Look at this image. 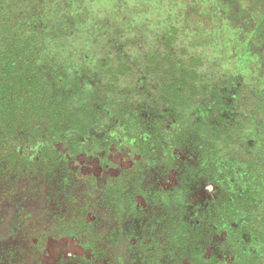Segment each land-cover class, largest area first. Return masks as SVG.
Here are the masks:
<instances>
[{
  "label": "rangeland",
  "instance_id": "1",
  "mask_svg": "<svg viewBox=\"0 0 264 264\" xmlns=\"http://www.w3.org/2000/svg\"><path fill=\"white\" fill-rule=\"evenodd\" d=\"M37 5L46 20L31 30L37 37L34 57L0 61V72H11L0 81V115L15 113L13 122L0 121V130L8 131L0 136V217L6 216L0 236L20 220L18 209H38V220L54 233L48 261L61 253L85 264L94 258L95 264H237L244 254L264 261V221L243 228L246 208L254 217L264 216V0H38ZM32 25L22 28L30 31ZM169 53L171 60L162 57ZM181 66L194 70L185 80L198 84L185 89L186 95L213 96L217 89L221 106L207 104L217 105L222 135H230L231 146L224 147L228 140L221 144L224 152H236L230 185L238 195L251 193L236 216L217 223L203 215L214 199L203 177H192L183 183L184 192H174L176 185L182 188L181 165L162 172L152 165L146 184L135 179L131 192L119 185L120 171L135 152L117 135L110 138L114 107L130 95H167L169 84L182 77ZM32 83L39 87L32 89ZM6 87L12 88L9 95ZM38 95L61 99V111L66 95L68 111L82 115L56 126L45 114L47 102L31 106ZM201 106L198 101L189 106L190 124ZM17 128V134L11 131ZM31 129L41 130L29 134ZM73 142L83 145L70 147ZM248 174L255 180L246 186ZM201 219L210 223L199 225Z\"/></svg>",
  "mask_w": 264,
  "mask_h": 264
},
{
  "label": "trees",
  "instance_id": "2",
  "mask_svg": "<svg viewBox=\"0 0 264 264\" xmlns=\"http://www.w3.org/2000/svg\"><path fill=\"white\" fill-rule=\"evenodd\" d=\"M22 1H25L22 3ZM20 0H10V3L7 2V0H0V61H5V63H9L10 61H17L20 60L23 57L26 58H32L34 57V54L36 52V48L34 43L37 41V37L34 35V33L31 31L33 29V26L37 22H42L46 20V18L38 13L41 12V7L38 6V0H21V3H19ZM12 4V5H11ZM20 4V5H19ZM12 6L11 9L8 8V6ZM14 5V6H13ZM35 5V6H34ZM26 13V15H18L19 12ZM32 23V27L30 28V31L23 30L22 27L27 26L29 23ZM38 26V25H37ZM36 26V27H37ZM25 28V27H24ZM169 38V37H168ZM168 38L166 39V42H169ZM165 59L171 60V53L166 54L162 56ZM171 64V62H170ZM168 66L166 70H168ZM174 68L175 66L171 68ZM181 68L180 79L177 81L176 84L171 85L169 84L170 88L168 90V94L165 96H156L152 95L150 97H143V96H136V95H130L126 98H121L120 102L117 103L120 105L119 107V113L117 116L125 121L126 125H134V132L138 131L140 128L143 129V131H146L151 136V141L153 142L154 148L158 149L160 145L163 144V140L167 143L172 142H180L178 140H184L187 136V133L189 135V130L185 129L187 126V123L184 125L179 124V128L176 127V121H173L170 123L169 127H164L163 125V118L164 116L159 113L160 112V105L165 106L166 110L165 113H170L173 117L171 120H185L189 119L190 117V111L188 110L189 106L193 103H196L197 101L200 103L202 100L206 99V103L208 100H213L215 103L218 102V105L221 106L222 101L220 95H218L217 89L213 92L212 95L207 96H197L193 97L191 95H186L184 92L185 89H190L192 87L196 88L197 85H193L190 82H187L185 80V76H188L190 74H194L193 69H188V67H179ZM187 68V69H186ZM170 71V72H171ZM11 72L10 70L3 74L0 72V81L3 79V76H10ZM116 75V74H115ZM196 84V82H195ZM200 84V83H199ZM207 84V83H206ZM32 89L36 88L38 85L36 83H32ZM40 85V82H39ZM41 86V85H40ZM202 86H205L204 84ZM39 87V86H38ZM162 88V87H161ZM5 94L9 95L10 90H12L11 87L4 88ZM37 98H32L31 106H40L44 102H47L48 110L45 112V114L49 117V121L52 122V124L56 126L63 127V125H67L69 123V117L73 115V117H78L76 113H71L68 111V104L69 101L66 100V95L62 97L63 102L61 103L64 108L58 107L57 101L61 99H54L51 98L50 95H47L46 97L42 96H36ZM161 104H160V103ZM214 103V104H215ZM208 105V104H207ZM217 105L214 106L210 111H207V116H211L213 120H217L220 117V111L218 108H215ZM31 109V108H30ZM203 109L199 112V114H202ZM219 112V113H218ZM195 113V112H193ZM192 113V114H193ZM174 114V115H173ZM15 113L13 111H10V113H5L4 115H0V121H6V123H11L14 121ZM35 121V118H33ZM200 121V118L198 119ZM137 121V123H135ZM83 122V121H81ZM182 123V122H180ZM198 122H195L193 126H196L194 128H191V137L192 138H200V137H206V134L201 135V132H199L200 128L197 127ZM216 128L210 127L207 130V139H209L207 146L203 147L202 154L205 159L209 161V164L212 163L213 168H218L222 166V171L224 173V180L229 177L228 172L230 168L235 166V160L234 155H236V152H231L230 154H227L224 152V149L220 148V145L223 144L226 140H228L227 144L224 146L225 148H228L231 146L229 143L230 135H228V132H224V135H222V142L217 143V137L218 133H222L224 131V127L215 126ZM1 128V126H0ZM10 128V127H9ZM26 129H22V131H25ZM41 130V129H38ZM37 129H31L29 130V134H31L34 131H38ZM14 133H18L20 129H11ZM156 132L158 135H156ZM3 133H8V131H2L0 130V136H2ZM46 133V131L44 132ZM235 149L239 148V146H235ZM221 150H223L221 152ZM169 152V151H168ZM201 153H199L198 156H200ZM227 155V156H224ZM246 179V186L252 184V179L250 175L244 176ZM228 190L224 191V200H223V217L224 219H227L229 217H234L239 212L240 204L244 201L245 204H247L250 200L251 193L244 192L241 193V195H238L233 191V188L230 184H228ZM243 200V201H242ZM238 210V211H237ZM244 230L245 229H251L253 226L257 228L254 224H263L264 216L258 215L254 217V215L248 213L247 208L244 211ZM243 229H239L238 231H234V234H239L238 232ZM239 261L237 264H264V261L262 258L258 256H248L243 255L242 257L238 256Z\"/></svg>",
  "mask_w": 264,
  "mask_h": 264
},
{
  "label": "flooded vegetation",
  "instance_id": "3",
  "mask_svg": "<svg viewBox=\"0 0 264 264\" xmlns=\"http://www.w3.org/2000/svg\"><path fill=\"white\" fill-rule=\"evenodd\" d=\"M201 87H204L207 90V86ZM198 96H207V93H200ZM200 104L202 105L201 108L203 111L199 117L200 121L198 118L196 122H198L197 127L200 128L199 132H201V135L206 134V137H200L199 139L196 137L192 138L190 130L196 126H193L194 124H190V120L186 119L178 122L177 120H171L173 117L170 113H165L166 107L164 106V109L159 108V113L164 116V127H169L170 123L173 121H176V127L178 128L180 126L179 124L184 125L187 123L188 127L185 129L189 130V135L187 133L184 140H178L180 142H174L173 144L172 142L166 144L163 140V144L156 149L154 148L155 144L151 141V136L148 132L143 131L142 128L134 132L135 124L127 126L125 124L126 122L117 116L120 107V105H117L114 107L113 113L110 116L109 125L113 131V136L110 134V138L114 141V136L117 135V137L122 138L124 142L128 144V147H130L131 150L133 149L135 152L133 157H129L131 160L130 165L120 171V176L123 177V181L119 184L121 187L125 186L127 191H133L136 188L133 182L135 179L138 182L137 184L140 182L142 185L146 184L144 183L143 178H145L146 172H148V169L151 168L152 165L160 172L166 168H178V166L181 165L182 170L179 171L181 174L178 182L179 186L182 188H178L176 185L174 187V192H184L183 183H189L192 177H197V180H201L203 177V180L206 181L207 185L212 187L211 194L214 196L211 203L212 207L206 210L203 215L209 216L210 220L215 218L214 220L217 223L224 221V191L231 188L228 187V184H230L229 178L232 174H230L229 170V177L224 180L225 176L222 171V166L213 168L212 163L209 164V161L205 159L202 154L203 147H206L209 141V139H207V130L210 127L216 128V125L219 127L221 126L219 121L213 120L211 116H207L206 114V112L210 111L214 108V106H208L206 99L202 100ZM81 115L82 114L79 113L78 118ZM100 117L101 116H92L90 120ZM85 119H89V117L85 116ZM135 123H137V121H135ZM82 124L83 123H81L79 129H76L80 130L82 128ZM75 132L77 131L75 130ZM156 135H158L157 132ZM85 141L88 142V140ZM78 142L69 143V146L79 147L83 145ZM221 142L222 133H218L217 143ZM220 148L223 149L221 145ZM222 151L223 150H221V152ZM177 153L180 154L182 160L178 159L179 157ZM199 153H201L200 156H198ZM224 156L227 155L224 154ZM19 157L21 158L23 155H20ZM251 164L254 165V163ZM140 172H142V176H139ZM248 175L251 176L253 181L255 180V175ZM115 207H117V205H115ZM38 211V209H18L16 211L20 220L16 223H11L8 232L4 236H0V264H85L84 262H81L80 259H77L76 256L72 254L67 255L65 253H61L56 260L48 261L47 245L51 241L50 239L54 237V233H50L48 230L51 226L46 227V223L43 224L38 220L41 219L38 216ZM5 218V215L1 216L0 221L5 220ZM210 220H202L199 225L210 223ZM41 223L43 224V227L40 226V228L35 229ZM96 261L97 260L94 258L92 264H95Z\"/></svg>",
  "mask_w": 264,
  "mask_h": 264
}]
</instances>
